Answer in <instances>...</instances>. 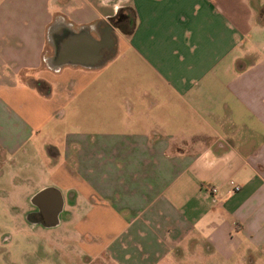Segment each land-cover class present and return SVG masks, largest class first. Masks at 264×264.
I'll return each mask as SVG.
<instances>
[{
    "label": "crops",
    "instance_id": "crops-1",
    "mask_svg": "<svg viewBox=\"0 0 264 264\" xmlns=\"http://www.w3.org/2000/svg\"><path fill=\"white\" fill-rule=\"evenodd\" d=\"M121 10L131 34L111 22ZM131 58L153 79L148 111L91 93L98 114L69 118ZM48 188L64 200L54 227L33 218ZM7 195L26 198L32 231L72 212L75 264H264V0H0Z\"/></svg>",
    "mask_w": 264,
    "mask_h": 264
},
{
    "label": "rangeland",
    "instance_id": "rangeland-1",
    "mask_svg": "<svg viewBox=\"0 0 264 264\" xmlns=\"http://www.w3.org/2000/svg\"><path fill=\"white\" fill-rule=\"evenodd\" d=\"M127 55L132 56L130 52ZM138 71L137 63L133 58L128 63L121 59L112 64L101 75L99 81L91 87V90L88 89L84 93L77 107L69 106V118L82 123L84 121L82 119L87 121L89 118L93 119L90 115L98 114L102 103L97 100L90 101L91 93L103 95L108 112L114 113L122 110L120 106L126 96L133 98L138 106L143 104V111H148L146 97L143 98V96L153 92L151 85L153 79L145 75L138 77ZM90 112L93 114L89 115ZM134 115L136 116L137 112ZM35 185L36 181L33 182L32 187ZM37 191L36 188L33 193ZM9 200L13 201L17 208L9 206L7 202ZM20 200L13 195L0 197V264H75L77 261L76 247L71 245L73 242H69L65 237L70 236L69 233H71L72 212L63 215L65 226L59 230L32 231L25 222L24 212H21L24 208L28 209L26 198H20ZM33 218L37 220L36 213ZM67 243L71 246H64ZM55 254L60 258L48 260V257L51 258V255Z\"/></svg>",
    "mask_w": 264,
    "mask_h": 264
},
{
    "label": "water",
    "instance_id": "water-1",
    "mask_svg": "<svg viewBox=\"0 0 264 264\" xmlns=\"http://www.w3.org/2000/svg\"><path fill=\"white\" fill-rule=\"evenodd\" d=\"M94 46L96 48L94 61L97 62L100 60L101 56L99 51L103 47V45L100 43H94ZM60 56L63 59L64 56ZM49 200L53 201L55 204L53 209H51L48 205ZM32 202L35 206L39 208V212L36 213L37 219L42 221L44 220V222L46 223L49 222V225L51 227L56 226L64 204L62 196L56 191V189L48 188L41 191L38 195L33 198Z\"/></svg>",
    "mask_w": 264,
    "mask_h": 264
},
{
    "label": "trees",
    "instance_id": "trees-1",
    "mask_svg": "<svg viewBox=\"0 0 264 264\" xmlns=\"http://www.w3.org/2000/svg\"><path fill=\"white\" fill-rule=\"evenodd\" d=\"M113 25L125 34H131L134 29V20L125 10H121L111 21ZM47 87V86H46ZM48 88V87H47ZM49 89V88H48Z\"/></svg>",
    "mask_w": 264,
    "mask_h": 264
},
{
    "label": "flooded vegetation",
    "instance_id": "flooded-vegetation-1",
    "mask_svg": "<svg viewBox=\"0 0 264 264\" xmlns=\"http://www.w3.org/2000/svg\"><path fill=\"white\" fill-rule=\"evenodd\" d=\"M109 31H110V29L103 31V34H102V38L103 39L105 38L107 32H109ZM103 56H104V58H109L110 56H112V53L110 51V48L109 49L107 48L106 50H104Z\"/></svg>",
    "mask_w": 264,
    "mask_h": 264
},
{
    "label": "built area",
    "instance_id": "built-area-1",
    "mask_svg": "<svg viewBox=\"0 0 264 264\" xmlns=\"http://www.w3.org/2000/svg\"><path fill=\"white\" fill-rule=\"evenodd\" d=\"M235 190L236 191H239L240 190V187H236ZM211 192H212V194L216 195L217 194V189L216 188H213V189H211Z\"/></svg>",
    "mask_w": 264,
    "mask_h": 264
}]
</instances>
